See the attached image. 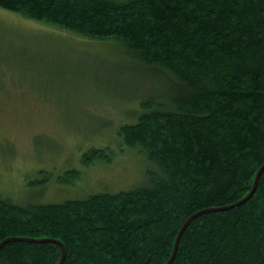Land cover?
<instances>
[{"label":"trees","instance_id":"16d2710c","mask_svg":"<svg viewBox=\"0 0 264 264\" xmlns=\"http://www.w3.org/2000/svg\"><path fill=\"white\" fill-rule=\"evenodd\" d=\"M0 6L120 42L150 87L139 95L136 122L119 129L149 162L144 184L56 203L19 204L0 195V243L17 238L1 248L0 264H59V242L64 264H166L191 215L250 193L264 164V0H0ZM108 148H91L83 163L112 161ZM80 176L72 168L58 180ZM50 181L37 180L43 187ZM172 264H264V172L245 203L197 216Z\"/></svg>","mask_w":264,"mask_h":264},{"label":"rangeland","instance_id":"374dc122","mask_svg":"<svg viewBox=\"0 0 264 264\" xmlns=\"http://www.w3.org/2000/svg\"><path fill=\"white\" fill-rule=\"evenodd\" d=\"M121 45L0 6V195L56 203L144 184L149 162L119 129L136 122L150 87ZM105 146L112 161L83 163L84 153ZM72 168L81 176L60 183ZM46 175L43 187L37 180Z\"/></svg>","mask_w":264,"mask_h":264},{"label":"water","instance_id":"95a60500","mask_svg":"<svg viewBox=\"0 0 264 264\" xmlns=\"http://www.w3.org/2000/svg\"><path fill=\"white\" fill-rule=\"evenodd\" d=\"M264 172V164L263 166L259 169L258 173H257V176H256V180H255V183H254V186L252 188V190L250 191V193L248 195H246L244 198H242L241 200L237 201L236 203H233L231 205H228V206H223V207H218V208H208V209H204V210H201L195 214H193L192 216H190L187 221L184 223L183 227L181 228L178 236H177V239H176V242H175V246H174V250H173V253H172V256L170 258V260L166 263V264H172L176 255H177V252H178V248H179V245H180V242H181V238H182V235L183 233L185 232L186 228L189 226V224L199 215H201L202 213L204 212H207V211H212V210H222V209H229V208H232V207H235V206H239L243 203H245L246 201H248L252 195L255 193L257 187H258V184H259V181H260V177L262 175V173ZM14 239H17V238H8L4 241H2L0 243V250L1 248L6 244L8 243L9 241L11 240H14ZM38 241H47V239H40ZM60 245L62 246V258L60 260V263L59 264H64L65 262V259H66V255H67V251H66V247L64 245V243L62 242H59Z\"/></svg>","mask_w":264,"mask_h":264},{"label":"bare ground","instance_id":"6f19581e","mask_svg":"<svg viewBox=\"0 0 264 264\" xmlns=\"http://www.w3.org/2000/svg\"><path fill=\"white\" fill-rule=\"evenodd\" d=\"M256 180V179H255ZM201 211V210H200ZM199 212V211H198ZM197 213V212H196ZM195 214V213H194ZM192 216V215H191Z\"/></svg>","mask_w":264,"mask_h":264}]
</instances>
